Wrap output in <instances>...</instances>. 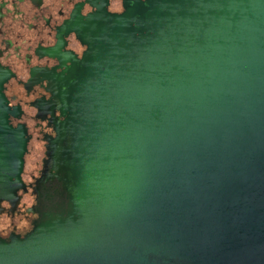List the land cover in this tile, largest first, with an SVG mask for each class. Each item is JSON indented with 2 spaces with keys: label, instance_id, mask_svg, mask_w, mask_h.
Masks as SVG:
<instances>
[{
  "label": "water",
  "instance_id": "water-1",
  "mask_svg": "<svg viewBox=\"0 0 264 264\" xmlns=\"http://www.w3.org/2000/svg\"><path fill=\"white\" fill-rule=\"evenodd\" d=\"M120 3L44 75L53 194L0 264H264V0ZM5 102L0 193L27 150Z\"/></svg>",
  "mask_w": 264,
  "mask_h": 264
},
{
  "label": "flooded vegetation",
  "instance_id": "flooded-vegetation-1",
  "mask_svg": "<svg viewBox=\"0 0 264 264\" xmlns=\"http://www.w3.org/2000/svg\"><path fill=\"white\" fill-rule=\"evenodd\" d=\"M96 1L0 0V88L9 124L22 125L27 136L21 182L11 183V192L0 193V239L29 232L39 201L53 194L52 181L38 182L48 140L55 135L44 75L60 72L65 54L81 55L84 46L70 29L77 17L95 10ZM113 3L121 6L120 0H109L108 9L120 11L112 9ZM35 146L40 154L29 161Z\"/></svg>",
  "mask_w": 264,
  "mask_h": 264
},
{
  "label": "rangeland",
  "instance_id": "rangeland-1",
  "mask_svg": "<svg viewBox=\"0 0 264 264\" xmlns=\"http://www.w3.org/2000/svg\"><path fill=\"white\" fill-rule=\"evenodd\" d=\"M112 9H117V10H119V9H121V6H120V4H115V3H113V4H112ZM39 154H40V152H39V148H38L37 146H35V147L31 150V152H30V154H29V156H28V160H29V161H32V160L36 159V158L39 156Z\"/></svg>",
  "mask_w": 264,
  "mask_h": 264
}]
</instances>
